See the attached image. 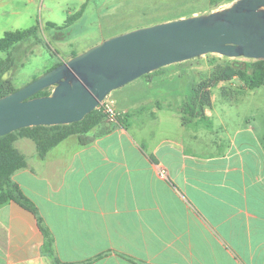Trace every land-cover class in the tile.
Instances as JSON below:
<instances>
[{
  "label": "crops",
  "instance_id": "1",
  "mask_svg": "<svg viewBox=\"0 0 264 264\" xmlns=\"http://www.w3.org/2000/svg\"><path fill=\"white\" fill-rule=\"evenodd\" d=\"M123 120L87 146L72 136L45 159L23 153L27 166L13 180L38 208L55 257L43 251L36 217L9 202L0 206V264H264V146L255 128L217 138L204 153L190 125H180L188 141L178 133L154 143L150 123Z\"/></svg>",
  "mask_w": 264,
  "mask_h": 264
},
{
  "label": "rangeland",
  "instance_id": "2",
  "mask_svg": "<svg viewBox=\"0 0 264 264\" xmlns=\"http://www.w3.org/2000/svg\"><path fill=\"white\" fill-rule=\"evenodd\" d=\"M234 1L36 0L35 4L24 5L19 9L12 5L0 7V39L7 32L37 29L33 37L8 52H0V60L12 61L15 65L5 75V79L19 90L55 65L68 61L73 54L79 55L104 39L160 23L207 14L226 8ZM84 3L87 5L82 18L64 27L65 22ZM15 9L20 12L15 13ZM49 23L58 27L52 28ZM212 59L223 61L226 57L207 54L170 65L114 91L109 97L114 101L116 115L135 123L140 129L150 123L148 129H154V143L157 139L178 133L181 139L188 141L191 136L180 127L183 124L182 106L196 86L203 81L211 83L214 80ZM236 60L254 61L244 58ZM210 92L213 106L205 107V114L213 122V127L208 128L203 122L198 126H189L195 134V140L193 137L190 139L195 142V150L208 153L207 143L217 138L227 139L228 133L232 135L241 128L245 130L249 127L255 128V134L264 146V86L250 89L234 78L215 83ZM15 147L22 154L36 151L34 142L28 138H19Z\"/></svg>",
  "mask_w": 264,
  "mask_h": 264
},
{
  "label": "water",
  "instance_id": "3",
  "mask_svg": "<svg viewBox=\"0 0 264 264\" xmlns=\"http://www.w3.org/2000/svg\"><path fill=\"white\" fill-rule=\"evenodd\" d=\"M207 54L264 60V0H235L207 14L102 40L0 98V137L29 127L80 122L125 85ZM47 89L51 95L34 97Z\"/></svg>",
  "mask_w": 264,
  "mask_h": 264
},
{
  "label": "trees",
  "instance_id": "4",
  "mask_svg": "<svg viewBox=\"0 0 264 264\" xmlns=\"http://www.w3.org/2000/svg\"><path fill=\"white\" fill-rule=\"evenodd\" d=\"M211 3L216 4L213 1ZM86 5L87 3H84L81 9L65 22L64 27H69L82 18ZM49 26L52 28L58 27L54 23H49ZM36 33V28L7 32L0 39V52H8L18 44L33 37ZM75 56H77V53L73 54V57ZM62 63L55 65L53 68ZM211 65L214 67V80H211V83L210 81H203L196 86L192 90L191 97L182 106V121L185 125L195 124L198 126L203 122L207 125H205L206 127H213V122L205 114V107L213 106L210 89L214 87L215 83L238 78L250 89L264 86V60L240 62L228 58L223 61L212 59ZM14 66L12 61L0 60V98L16 91L12 86V82L5 79V75ZM50 90L41 91L34 97L49 96L52 92ZM124 120L119 115L115 117V120H111L99 107L87 115L84 120L74 124L29 127L0 137V206L14 202L36 217L38 227L45 238L44 253L55 257L54 238L45 225L35 203L24 194L20 186L13 180V175L27 166L26 157L17 150L15 142L19 138L32 140L36 145L38 156L45 159L53 148L72 136L78 137L82 146H87L101 136L111 133L115 129L116 123L123 126L125 124ZM55 261L59 262L57 258H55Z\"/></svg>",
  "mask_w": 264,
  "mask_h": 264
},
{
  "label": "built area",
  "instance_id": "5",
  "mask_svg": "<svg viewBox=\"0 0 264 264\" xmlns=\"http://www.w3.org/2000/svg\"><path fill=\"white\" fill-rule=\"evenodd\" d=\"M100 107L111 120H115L117 115L114 108V101L109 96L101 103ZM161 175L165 177L166 171L162 170Z\"/></svg>",
  "mask_w": 264,
  "mask_h": 264
}]
</instances>
